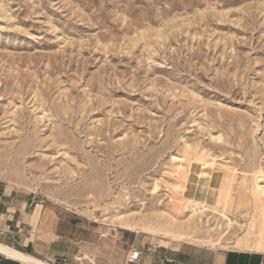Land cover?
Listing matches in <instances>:
<instances>
[{"label": "rangeland", "instance_id": "obj_1", "mask_svg": "<svg viewBox=\"0 0 264 264\" xmlns=\"http://www.w3.org/2000/svg\"><path fill=\"white\" fill-rule=\"evenodd\" d=\"M261 173L264 0H0V190L77 264L264 247Z\"/></svg>", "mask_w": 264, "mask_h": 264}, {"label": "crops", "instance_id": "obj_2", "mask_svg": "<svg viewBox=\"0 0 264 264\" xmlns=\"http://www.w3.org/2000/svg\"><path fill=\"white\" fill-rule=\"evenodd\" d=\"M46 216V208L36 197L0 190V245L49 264H77L74 243L60 236L57 223H48ZM147 251L149 261L143 264H264L263 253L205 249L185 243ZM0 264L27 263L0 252Z\"/></svg>", "mask_w": 264, "mask_h": 264}, {"label": "bare ground", "instance_id": "obj_3", "mask_svg": "<svg viewBox=\"0 0 264 264\" xmlns=\"http://www.w3.org/2000/svg\"><path fill=\"white\" fill-rule=\"evenodd\" d=\"M199 157H200V155H199ZM201 158V157H200ZM202 159V158H201ZM172 160H176V158H172ZM194 160H195V157H194ZM179 161H183V160H179ZM197 161H198V159H197ZM199 161H201V160H199ZM214 161L213 160H211V163H209V166H212L214 163H213ZM197 163V162H196ZM198 163H200V162H198ZM192 164V163H191ZM201 165H203V164H201ZM206 165H208V164H206ZM195 166V165H194ZM198 167V166H197ZM193 170V169H192ZM190 175V174H189ZM198 175V174H197ZM203 176H205L206 177V175H204V174H202ZM204 177V178H205ZM184 178V177H183ZM201 178V177H200ZM202 179V178H201ZM230 186H231V182L229 181V179H227V178H225L224 179V183H223V187H222V191H220L218 194H221V193H224V194H226V196H228V197H231V194L229 193V188H230ZM217 191H218V189H216L215 190V192L217 193ZM252 192L255 194V193H257L260 197H263V199H264V174L263 173H261V174H258V175H255L254 176V179H253V186H252ZM253 197H255L254 195H253ZM257 199L258 200H260V198H258L257 197ZM229 202V201H228ZM227 203V202H226ZM258 204V203H257ZM260 204V203H259ZM229 205H230V202H229ZM204 207V205L202 204L201 205V208H203ZM261 211H263L262 209H261ZM264 212V211H263ZM261 213V212H260ZM261 215V214H260ZM263 216V215H262ZM117 219L122 223V224H125V226H127V227H129L130 229V231H133V232H135V233H139V232H142V233H147V234H150V230H147L146 229V227L144 228H140V229H138V230H133L132 229V227L131 226H129L128 225V222H129V219H126L125 217H117ZM133 221V220H132ZM131 221V222H132ZM132 224H133V222H132ZM125 230V229H124ZM126 231H128V230H126ZM157 237V236H156ZM168 237V236H167ZM182 238H184V237H182ZM190 239V238H189ZM176 240V239H175ZM178 240V239H177ZM181 240H183V239H181ZM180 241V240H179ZM177 242V241H176ZM184 242V241H183ZM237 251H243L242 249H239V250H237ZM0 252H2V253H6V254H8V255H13V256H15L16 258H18V259H20V260H22V261H24L25 263H27V264H49V263H47V262H43V261H39V260H36V259H33V258H31V257H27V256H24V255H21V254H19V253H16V252H14L13 250H11V249H9V248H7V247H5V246H2V245H0ZM253 252H256V253H264V247H262V246H259V247H256L254 250H253ZM87 258L86 257H83L82 259H78L80 262H81V264H84L83 263V260H86ZM92 261V260H91Z\"/></svg>", "mask_w": 264, "mask_h": 264}, {"label": "built area", "instance_id": "obj_4", "mask_svg": "<svg viewBox=\"0 0 264 264\" xmlns=\"http://www.w3.org/2000/svg\"><path fill=\"white\" fill-rule=\"evenodd\" d=\"M142 250L132 247L126 257V264H140Z\"/></svg>", "mask_w": 264, "mask_h": 264}]
</instances>
